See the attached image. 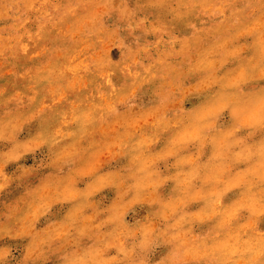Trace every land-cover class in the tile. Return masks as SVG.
<instances>
[{"label": "rangeland", "instance_id": "1", "mask_svg": "<svg viewBox=\"0 0 264 264\" xmlns=\"http://www.w3.org/2000/svg\"><path fill=\"white\" fill-rule=\"evenodd\" d=\"M225 89L264 91V0H0V264H264L254 169L193 188Z\"/></svg>", "mask_w": 264, "mask_h": 264}, {"label": "clouds", "instance_id": "2", "mask_svg": "<svg viewBox=\"0 0 264 264\" xmlns=\"http://www.w3.org/2000/svg\"><path fill=\"white\" fill-rule=\"evenodd\" d=\"M225 94L229 97L233 107L237 112L232 116V129L214 131L209 133L214 136L220 149L223 150L222 158H208L206 161L205 151L201 145L194 155L193 162L189 165L191 167V178L193 180V188L202 186L205 178L211 177L214 172L223 168L225 174H229L235 170L237 166L244 165L248 168L254 169L247 177L245 188L257 189L264 195V137L260 138L259 142H254V138L250 134L248 141L249 150L245 151L243 159H237L234 156L241 147L240 141L232 135L233 132L239 131V127L247 121L249 110L255 105L259 104L262 115L260 127L264 128V91L256 94L242 93L232 89H225ZM213 97L210 96V99ZM231 165V167H227ZM171 166V165H169ZM226 178V177H225ZM72 264H94L88 257L82 260L79 257L74 258Z\"/></svg>", "mask_w": 264, "mask_h": 264}]
</instances>
